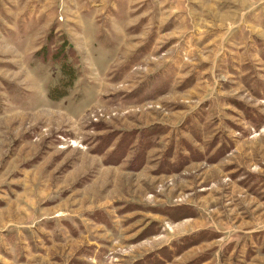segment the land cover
Returning a JSON list of instances; mask_svg holds the SVG:
<instances>
[{"label": "rangeland", "instance_id": "obj_1", "mask_svg": "<svg viewBox=\"0 0 264 264\" xmlns=\"http://www.w3.org/2000/svg\"><path fill=\"white\" fill-rule=\"evenodd\" d=\"M0 264H264V0H0Z\"/></svg>", "mask_w": 264, "mask_h": 264}]
</instances>
